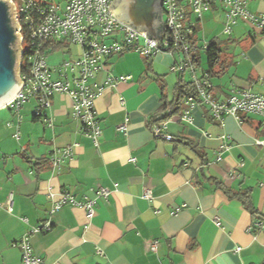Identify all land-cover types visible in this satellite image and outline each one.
<instances>
[{
    "label": "crops",
    "instance_id": "crops-1",
    "mask_svg": "<svg viewBox=\"0 0 264 264\" xmlns=\"http://www.w3.org/2000/svg\"><path fill=\"white\" fill-rule=\"evenodd\" d=\"M244 1L252 13L264 16V0ZM204 14L218 17L224 27L219 1ZM201 29L198 22L191 40L197 52L193 66L196 77L211 85V97L224 100L232 88L259 92L264 31L242 21L230 34L221 28L206 41L216 40L219 48L208 74ZM80 51L73 45L50 52L53 78L71 81L69 71L59 74L57 69ZM180 52H158L147 59L129 49L107 57L90 80L102 131L97 146L72 117V98L66 93L50 98L46 113L51 126L34 116L33 99L18 111L0 108V264H20L17 242L25 234L45 264H264V223L254 230L251 212L219 186L248 189L264 221V120L225 114L218 121L199 96L190 103L185 95L179 110L164 120L162 131L173 139L153 135L152 126L162 120L150 124L149 119L162 95L173 101L179 76L191 81L189 71H171L183 58ZM120 76L128 78L118 81ZM185 112L188 120L181 119ZM120 124L125 130H117ZM74 144L72 157L53 167L50 156ZM102 187L107 196L98 194ZM145 187L151 198L144 196ZM61 193L92 201L93 214L70 203L51 212ZM46 223L48 228L41 229Z\"/></svg>",
    "mask_w": 264,
    "mask_h": 264
},
{
    "label": "built area",
    "instance_id": "built-area-1",
    "mask_svg": "<svg viewBox=\"0 0 264 264\" xmlns=\"http://www.w3.org/2000/svg\"><path fill=\"white\" fill-rule=\"evenodd\" d=\"M219 1L224 11V33L230 34L231 28L238 21L247 23L257 31H264V16L252 13L244 0H161V20L163 36L160 38V46L156 44L154 37H147L118 21L109 12L108 7L112 0H62L55 3L54 0H11L15 8V19L19 25L20 39V63L18 65V77L22 80L19 91L0 108H10L18 111L21 104L30 99L35 102L34 116L43 119L48 126L52 125L46 110L50 105L51 96L56 93H66L72 98V117L81 124L82 132L97 146L102 136V131L96 117L93 101L96 91L92 88L90 80L103 68L107 57L113 52L133 50L144 58H151L158 52L173 53L181 50L184 57L171 66V71L184 73L189 71L191 81L194 83L198 96L208 105L211 116L220 121L225 114L234 116L240 120L243 115L254 114L264 120V81L260 82L259 92L248 89L229 90L224 100H215L208 93L211 85L204 79L196 77L194 70V57L197 52L190 44L197 23L202 15L210 9L214 2ZM111 37L109 43L101 40ZM64 44L66 48L76 45L81 51L75 58L64 60L58 67V73L69 71L71 81L53 78L52 65L48 64L49 54L55 43ZM202 48L206 50L208 43L203 42ZM127 76H120L118 81H126ZM112 80L109 78L108 80ZM192 103L194 98L187 97ZM167 114H171L168 110ZM187 113L181 115V119L188 120ZM166 121L152 126L154 136L165 139H173L162 131ZM117 130H125V124L117 126ZM18 137V134H15ZM260 143V141H257ZM68 145L56 150L51 156L53 167L60 165L72 157L73 148ZM134 160V158H131ZM98 194L107 196L108 190L99 188ZM53 197L54 194H49ZM144 196L151 198V190L145 187ZM70 203L81 205L88 216L93 214V202H79L69 194L61 193L58 200H54L51 212L58 210L62 205ZM12 206L11 196L6 204L10 212ZM24 220V219H23ZM218 224L219 219L214 217ZM264 221L260 220L252 225V228H261ZM44 224L41 229H47ZM251 229V228H250ZM38 229H32L36 231ZM17 245L21 250L20 264H45L43 260L33 253L28 234L23 235ZM154 248V244H151Z\"/></svg>",
    "mask_w": 264,
    "mask_h": 264
},
{
    "label": "water",
    "instance_id": "water-1",
    "mask_svg": "<svg viewBox=\"0 0 264 264\" xmlns=\"http://www.w3.org/2000/svg\"><path fill=\"white\" fill-rule=\"evenodd\" d=\"M161 0H112L108 10L118 21L147 37H154L156 47L163 36ZM11 0H0V105L10 100L20 89L19 25Z\"/></svg>",
    "mask_w": 264,
    "mask_h": 264
},
{
    "label": "trees",
    "instance_id": "trees-1",
    "mask_svg": "<svg viewBox=\"0 0 264 264\" xmlns=\"http://www.w3.org/2000/svg\"><path fill=\"white\" fill-rule=\"evenodd\" d=\"M191 44L194 43L191 41ZM64 47L65 45L61 44L60 42L55 43L52 46V51ZM205 51H206V60L208 65L207 73L209 74V72L212 71V68L214 67V65L218 60L219 48L217 45V41L210 40L208 42V48ZM175 94L176 96L173 99V101H167L164 95H162L161 105L159 109L156 111V113L150 117L149 119L150 124L156 123L159 120L162 121L166 120L167 118L171 117L174 113H176L179 110L180 105L182 103V99L185 95H190L194 98H197L198 96L197 89L194 83L192 81H186L182 76H179L177 83L175 85ZM166 110H170L171 114H165ZM192 149H194L195 152H197V154H200L194 146H192ZM219 186L224 190V192L227 194L228 197L230 198L235 197L243 203L244 207L248 209L253 215L254 218L253 224L257 221L263 220V217L257 212L256 208H254V206L250 202L248 189H242L237 192H234L231 189L223 186L222 183H219ZM253 229L256 230L258 228L254 227Z\"/></svg>",
    "mask_w": 264,
    "mask_h": 264
},
{
    "label": "rangeland",
    "instance_id": "rangeland-1",
    "mask_svg": "<svg viewBox=\"0 0 264 264\" xmlns=\"http://www.w3.org/2000/svg\"><path fill=\"white\" fill-rule=\"evenodd\" d=\"M60 5H63V2L62 0H54L55 3H58L60 2ZM209 15V13H208ZM209 16H207L206 14H203L199 23L201 24V32H200V38H201V41H207L211 36L213 35H217L219 33H221V28L224 30V27L223 25L222 26H219L220 22H219V18L218 17H215L213 20H211ZM224 33V31H223ZM226 39V37H222L221 39ZM57 52H61V51H57ZM200 53V52H198ZM181 55V58L184 57V53L183 52H180L179 53ZM204 52H201V56H202V59L205 61V56H204ZM180 58V59H181ZM173 72V71H172ZM186 76H188V74H186Z\"/></svg>",
    "mask_w": 264,
    "mask_h": 264
}]
</instances>
